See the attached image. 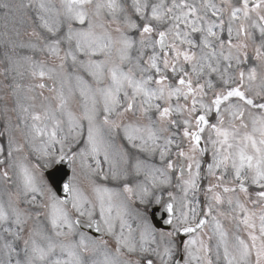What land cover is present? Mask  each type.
Returning <instances> with one entry per match:
<instances>
[{"label":"rangeland","instance_id":"rangeland-1","mask_svg":"<svg viewBox=\"0 0 264 264\" xmlns=\"http://www.w3.org/2000/svg\"><path fill=\"white\" fill-rule=\"evenodd\" d=\"M37 1L51 7L39 8L38 15L47 19L49 13L57 15L56 22L48 19L47 28L58 33L56 42H61L62 50L64 44L65 50L75 53V61L62 79L68 101L53 105L48 118L31 117L41 126L35 130L43 129L37 137L41 138V149L26 151L22 141L0 139L12 149L8 165L13 168L15 163L26 162L33 174L32 183L23 185V190L18 188L17 176H12L10 184L0 178L4 185L0 191V264H145L146 260L174 264L179 254L178 228L195 222L200 205L205 224L185 241L183 264H264V0H252V7L248 1L240 4L237 0H81L79 17L70 14L74 0ZM12 4V0H1L0 9L16 15L14 8L19 4ZM237 6L248 10L245 29L234 24V13L229 10ZM60 9L63 12L58 15ZM136 16L145 23L138 22ZM12 20L5 21L6 25ZM59 23L65 26L59 28ZM94 27L97 38L89 34ZM6 34L13 40L21 37L18 30L8 29ZM160 35L168 38L165 53L158 49ZM85 37L90 40L88 45ZM252 37L257 50L241 55L235 52L240 40ZM48 44L44 40L45 49ZM19 59L16 55L10 64ZM90 59L96 62L88 72ZM113 67L118 70L121 91L110 99L95 96L98 101L92 107L95 116L100 115L101 150L99 154L86 152L77 148L83 142L77 138L82 132L78 118L71 123L65 112L74 117L89 110V95L96 93L84 76L89 75L94 86L111 88L115 83L110 73ZM241 68L259 70L252 93L259 102L258 110L249 111L239 99L226 94L235 88L247 90L235 80ZM217 98L223 103L214 112L210 103ZM72 99L74 105L69 104ZM239 114L242 121L237 119ZM198 115L204 117L203 152L191 139L198 128ZM23 118L14 119L10 126L29 135L35 130L26 116ZM60 118L64 119L62 136L45 145L53 137L45 127ZM45 120L48 122H41ZM106 121L112 126L107 127ZM118 122L124 124L119 126ZM132 124L139 126L136 133L130 132L134 131ZM31 154L42 161L35 163ZM68 156L74 163L71 183L75 207L71 210L56 203L44 178L47 168ZM180 156H186L191 170L186 178L178 174ZM128 186L137 191L138 205L136 200L131 207L140 209L142 217L149 198L160 203L163 196L172 197V232L152 230L148 234L143 222L149 229V221L135 219L126 207L124 196L134 199ZM105 187L120 193L121 211L112 207L118 226L109 214L103 215L104 233L111 236L109 246L104 247L80 233L75 219L97 217L86 193ZM18 193L25 197V211L5 202ZM145 236H155L150 238L153 248ZM117 243L133 255L123 259Z\"/></svg>","mask_w":264,"mask_h":264}]
</instances>
